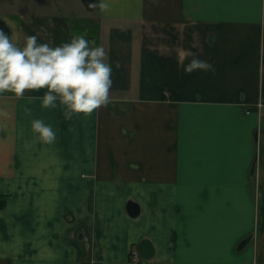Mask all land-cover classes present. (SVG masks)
<instances>
[{"label": "crops", "instance_id": "crops-1", "mask_svg": "<svg viewBox=\"0 0 264 264\" xmlns=\"http://www.w3.org/2000/svg\"><path fill=\"white\" fill-rule=\"evenodd\" d=\"M101 3L0 0L14 42L86 35L113 79L71 119L44 88L0 93V264H264V0Z\"/></svg>", "mask_w": 264, "mask_h": 264}, {"label": "clouds", "instance_id": "clouds-1", "mask_svg": "<svg viewBox=\"0 0 264 264\" xmlns=\"http://www.w3.org/2000/svg\"><path fill=\"white\" fill-rule=\"evenodd\" d=\"M100 6L107 9V0H102ZM107 56L103 44L93 45L83 34H74L69 41L55 46L41 42L37 35H28L20 45L0 27V93L24 97L25 90L44 88L39 97L43 107L63 106L67 119L74 114H91L110 99L113 79ZM196 69L211 70L213 65L193 56L185 70ZM31 127L45 143L57 139V130L43 118L32 119Z\"/></svg>", "mask_w": 264, "mask_h": 264}, {"label": "rangeland", "instance_id": "rangeland-1", "mask_svg": "<svg viewBox=\"0 0 264 264\" xmlns=\"http://www.w3.org/2000/svg\"><path fill=\"white\" fill-rule=\"evenodd\" d=\"M59 0H13V8L15 6H20L22 8H30L33 7V9H38V8H50L54 4L57 5Z\"/></svg>", "mask_w": 264, "mask_h": 264}, {"label": "water", "instance_id": "water-1", "mask_svg": "<svg viewBox=\"0 0 264 264\" xmlns=\"http://www.w3.org/2000/svg\"><path fill=\"white\" fill-rule=\"evenodd\" d=\"M129 209L132 215H137L139 213V205L135 202L129 204ZM150 247L151 243L148 239H144L139 244V249L146 258H151L153 255V251Z\"/></svg>", "mask_w": 264, "mask_h": 264}, {"label": "built area", "instance_id": "built-area-1", "mask_svg": "<svg viewBox=\"0 0 264 264\" xmlns=\"http://www.w3.org/2000/svg\"><path fill=\"white\" fill-rule=\"evenodd\" d=\"M138 255H137V250H133L132 251V259H134V260H138Z\"/></svg>", "mask_w": 264, "mask_h": 264}, {"label": "trees", "instance_id": "trees-1", "mask_svg": "<svg viewBox=\"0 0 264 264\" xmlns=\"http://www.w3.org/2000/svg\"><path fill=\"white\" fill-rule=\"evenodd\" d=\"M94 0H85V2H87L88 4H92Z\"/></svg>", "mask_w": 264, "mask_h": 264}, {"label": "flooded vegetation", "instance_id": "flooded-vegetation-1", "mask_svg": "<svg viewBox=\"0 0 264 264\" xmlns=\"http://www.w3.org/2000/svg\"><path fill=\"white\" fill-rule=\"evenodd\" d=\"M133 250H137V255H138V257H139V250H138V248H133ZM132 250V251H133Z\"/></svg>", "mask_w": 264, "mask_h": 264}]
</instances>
